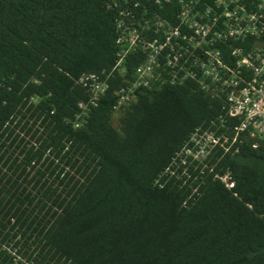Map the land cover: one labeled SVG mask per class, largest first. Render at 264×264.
I'll return each instance as SVG.
<instances>
[{
    "label": "trees",
    "instance_id": "16d2710c",
    "mask_svg": "<svg viewBox=\"0 0 264 264\" xmlns=\"http://www.w3.org/2000/svg\"><path fill=\"white\" fill-rule=\"evenodd\" d=\"M178 6L0 0V264H264V133L167 177L222 101L184 81L136 87L114 108L145 52L111 71L120 32L172 23ZM85 73L107 87L83 112Z\"/></svg>",
    "mask_w": 264,
    "mask_h": 264
},
{
    "label": "built area",
    "instance_id": "2783aa9c",
    "mask_svg": "<svg viewBox=\"0 0 264 264\" xmlns=\"http://www.w3.org/2000/svg\"><path fill=\"white\" fill-rule=\"evenodd\" d=\"M160 1L169 0H155ZM178 3L172 23L147 18L139 23L143 34L132 25L120 32L116 43L123 45L111 71L121 69L128 49L145 50L130 86L118 90L115 109L128 102L136 87L184 81L195 82L209 97L222 101L220 114L207 127L194 128L162 172L188 178L214 148L225 151L240 133H264V0ZM78 83L90 96L87 103H78L84 112L107 84L95 73L80 75ZM78 124L73 122L74 127ZM224 177L219 179L231 187L233 182Z\"/></svg>",
    "mask_w": 264,
    "mask_h": 264
},
{
    "label": "rangeland",
    "instance_id": "374dc122",
    "mask_svg": "<svg viewBox=\"0 0 264 264\" xmlns=\"http://www.w3.org/2000/svg\"><path fill=\"white\" fill-rule=\"evenodd\" d=\"M252 146H255V144H254V145H252ZM223 175H225V177H224V180H227V177H229V175H228V171H227V172H225Z\"/></svg>",
    "mask_w": 264,
    "mask_h": 264
}]
</instances>
